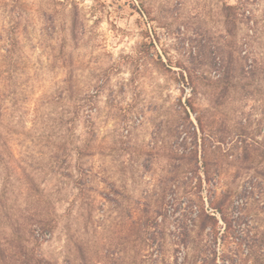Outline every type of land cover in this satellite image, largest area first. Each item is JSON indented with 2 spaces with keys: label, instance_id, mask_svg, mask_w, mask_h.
<instances>
[{
  "label": "rangeland",
  "instance_id": "rangeland-1",
  "mask_svg": "<svg viewBox=\"0 0 264 264\" xmlns=\"http://www.w3.org/2000/svg\"><path fill=\"white\" fill-rule=\"evenodd\" d=\"M3 95L0 264H264V0H0Z\"/></svg>",
  "mask_w": 264,
  "mask_h": 264
},
{
  "label": "trees",
  "instance_id": "trees-1",
  "mask_svg": "<svg viewBox=\"0 0 264 264\" xmlns=\"http://www.w3.org/2000/svg\"><path fill=\"white\" fill-rule=\"evenodd\" d=\"M230 10H235V8L234 7H230L229 8ZM8 52V51H7ZM3 57L5 56V55H2ZM4 99H5V96L3 95L2 96V98L0 99L2 102L4 101ZM189 106H191V105H189ZM193 108V107H192ZM1 109V113H2V117H3V115H4V113H3V111L4 112H6L5 111V108L3 107V105H2V107L0 108ZM5 128V127H4ZM6 129V128H5ZM6 131H7V129H6ZM2 159H1V155H0V161H1ZM21 169V168H20ZM22 172H23V174H24V176H25V179L27 180V182L29 183V184H32V181H33V179H31L30 178V175H27L26 173H25V169H23L22 168ZM32 180V181H31ZM32 187H33V185H32ZM30 189H32V188H30ZM216 210H217V212H218V214L220 215V219L223 221V223L226 225V230L228 229V228H230L231 229V227H232V221H230V219L225 215V213L223 212V210H222V208L220 207V205L216 208ZM218 221H219V219L216 217V216H214V215H211V214H204V216H203V222H204V227H206V226H212V228H215V227H213V226H216L217 224H218ZM211 228V229H212ZM263 238L261 239V244H263ZM241 241L242 242H244L245 243V245L247 246V248H248V251H247V256H251V255H253V249H252V245L250 244V242L249 241H247L246 242V239L244 238V237H241ZM259 248L261 247V246H258ZM250 249V250H249ZM255 254H256V256H263L264 255V253H260L259 252V250H256L255 251Z\"/></svg>",
  "mask_w": 264,
  "mask_h": 264
}]
</instances>
